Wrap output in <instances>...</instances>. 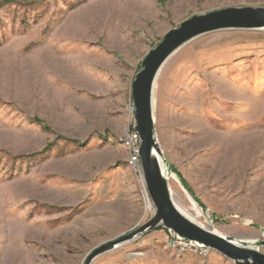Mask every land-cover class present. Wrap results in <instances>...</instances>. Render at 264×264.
I'll return each instance as SVG.
<instances>
[{"label":"rangeland","instance_id":"374dc122","mask_svg":"<svg viewBox=\"0 0 264 264\" xmlns=\"http://www.w3.org/2000/svg\"><path fill=\"white\" fill-rule=\"evenodd\" d=\"M227 6L264 0L0 8V73L21 72L18 89L0 76V264H83L152 217L121 142L133 125L131 83L166 31ZM153 115L175 205L264 254V29L213 31L182 45L158 72ZM167 235L157 229L91 264H234L208 248H171Z\"/></svg>","mask_w":264,"mask_h":264},{"label":"water","instance_id":"95a60500","mask_svg":"<svg viewBox=\"0 0 264 264\" xmlns=\"http://www.w3.org/2000/svg\"><path fill=\"white\" fill-rule=\"evenodd\" d=\"M234 29H264V7L227 6L191 15L166 31L142 58L140 70L135 74L130 88L134 107L132 127L139 135L137 153L143 186L154 213L142 225L92 250L83 264H91L99 255L160 228L215 250L234 264H264V254L244 248L240 240L200 226L178 210L171 196L167 172L158 158L160 150L155 137L154 87L164 62L182 45L199 35ZM260 244H264V241Z\"/></svg>","mask_w":264,"mask_h":264},{"label":"built area","instance_id":"2783aa9c","mask_svg":"<svg viewBox=\"0 0 264 264\" xmlns=\"http://www.w3.org/2000/svg\"><path fill=\"white\" fill-rule=\"evenodd\" d=\"M129 112L131 115H133L134 113V107L132 104L130 105ZM121 142L124 148L128 152V160H127L128 166L137 170L142 178L140 164H139V156L137 153L138 146H139V135L137 131L132 126L127 127L123 132ZM167 234L168 235H167L166 242H167V245L171 248L179 249V250L194 249V250H199V251H201L202 248H204L200 244L194 241L181 238L171 231L167 230Z\"/></svg>","mask_w":264,"mask_h":264},{"label":"bare ground","instance_id":"6f19581e","mask_svg":"<svg viewBox=\"0 0 264 264\" xmlns=\"http://www.w3.org/2000/svg\"><path fill=\"white\" fill-rule=\"evenodd\" d=\"M9 61V65L11 64V67L12 68H15V64H16V59L15 58H13V59H10V60H8ZM24 73V72H23ZM0 76L1 77H3V78H6V79H8V81L10 82L9 84L10 85H12V86H10V87H12V88H17L18 89V86H17V83H16V79L18 78V77H20L21 76V72H16V71H14V70H9V73H0ZM14 85H15V87H14ZM239 142V141H238ZM169 180V179H168ZM148 203H149V206H151V204H150V202H149V200H148ZM177 207V206H176ZM178 208V207H177ZM178 210L181 212V210L178 208ZM193 210H197V211H199V209L197 208V206L195 207V209L193 208ZM186 212V211H185ZM181 213H183V212H181ZM184 214V213H183ZM185 215V214H184ZM186 216V215H185ZM189 219H190V217H188ZM190 220H192V219H190ZM193 221V220H192ZM195 222V221H194ZM197 222V221H196ZM198 224V223H197ZM200 226H202V227H204L205 228V225H203V224H199ZM216 233H218V232H216Z\"/></svg>","mask_w":264,"mask_h":264},{"label":"trees","instance_id":"16d2710c","mask_svg":"<svg viewBox=\"0 0 264 264\" xmlns=\"http://www.w3.org/2000/svg\"><path fill=\"white\" fill-rule=\"evenodd\" d=\"M10 2H11V0H1V1H0V8H1L2 6H4V5L10 3ZM42 128H44V129H48L47 126H45V125H42ZM48 149H49V146L47 145V146H45V147L41 150V152H45V151L48 150Z\"/></svg>","mask_w":264,"mask_h":264}]
</instances>
